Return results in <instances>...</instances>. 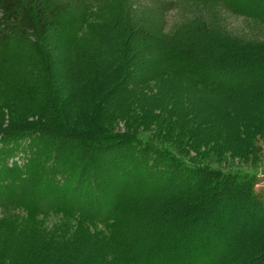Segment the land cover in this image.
Wrapping results in <instances>:
<instances>
[{
  "label": "trees",
  "instance_id": "1",
  "mask_svg": "<svg viewBox=\"0 0 264 264\" xmlns=\"http://www.w3.org/2000/svg\"><path fill=\"white\" fill-rule=\"evenodd\" d=\"M143 1L142 17L132 22L128 11L135 4L129 0H0V71L14 75L13 82L2 85L6 89H1L2 105L14 99L13 87L38 109L5 123L0 116V264L260 262L257 259L264 246L259 250L245 247L264 233V198L256 192L264 170L216 167L206 158V153L217 155L216 151L189 156L166 144L136 140L135 130H129L133 123L135 129L140 127L144 117L142 96L129 108L118 105L114 109L118 116L111 109L103 110L109 102H103L102 95L108 90L105 95L111 92V96V87L124 85L126 79L121 66L127 60H119V68L110 66V61L124 56L130 45L147 50L170 42L159 26L172 3ZM196 1L221 5L264 27V0ZM106 4L110 10H121L120 19L104 16ZM206 29L199 23L177 45L164 47L165 61L180 65L193 79L234 93L242 92L243 86L220 84L219 79L236 73L264 85V44L259 50L262 60L251 54H223L220 45L236 47L223 38L213 42ZM88 34H97L102 45L109 46L96 72L112 71L97 89L81 81L82 75L94 77L96 73L83 59H90L92 52L81 46ZM120 34L125 39L122 43L115 39ZM130 66L144 68L145 77H136V83L149 82L154 74L144 64L131 62ZM65 73L75 85L72 101L58 96L57 76ZM79 109L83 116L72 125V112ZM116 121L124 123L127 132H120ZM245 145L247 150L250 145ZM67 175L69 185H65ZM78 190L79 205L73 203ZM222 203L232 211L250 204L262 210L257 217L259 226L231 241L226 253L217 256L213 234L231 221L223 209L217 210ZM213 206L215 213L208 219ZM207 219L209 227L201 223Z\"/></svg>",
  "mask_w": 264,
  "mask_h": 264
},
{
  "label": "rangeland",
  "instance_id": "2",
  "mask_svg": "<svg viewBox=\"0 0 264 264\" xmlns=\"http://www.w3.org/2000/svg\"><path fill=\"white\" fill-rule=\"evenodd\" d=\"M129 1L133 5L135 4L134 8L137 9L133 10L134 8H132V10H129L128 16L132 18V22L140 20L142 12L146 7L145 1ZM166 1L172 3V5L163 14L162 24L159 28L165 40H169L170 42L160 49L149 48L147 50L143 46L141 49L140 47L137 48L130 45L129 49L124 52V56H117L110 61V66L119 68V60H122V58L127 60L121 66V70L126 72V74L124 72L126 79H123L124 85L111 87L114 90L111 96L109 95L111 92L105 95L108 90L102 95L103 102L106 104L108 102L110 103L104 106L103 108L106 109L103 110L111 109L113 115L118 116V113H114V109L118 108V105L119 108L120 106L129 108L133 101H136L139 96H142L144 117L139 121L140 127L135 129L136 126L133 123L132 128L129 130H135L133 131V135L136 137V140L151 145L160 144V146H164L166 144V146L175 147L180 152L187 153L189 156H195L194 154L197 153L205 154L206 152L212 153L216 151L217 155L206 153L208 155L206 158L211 161L213 166L263 171L264 85L258 84L257 81L253 82L252 79L239 77L236 73L227 75L226 77L224 76L219 81L220 84L227 83L231 87L235 84L238 86L242 85V92L237 91L234 93L228 91V89H222L206 82H200L197 79H193L191 75L186 74L187 71L183 70L180 65L166 62V49L164 47L177 45V42H181L185 37L190 35L189 31L193 30L195 25L203 23L206 25L208 33L211 34L213 42L216 40L222 41L223 38L231 42L232 46L236 47V49H232L219 44L221 53L229 55L235 52L236 55H243L244 57L250 56L251 54L259 60H262L263 57L261 54L263 52L259 50L260 46L263 47L264 44V27L249 19L236 16L221 5L215 3L202 2L200 0V2L196 0ZM102 11L105 12V17L111 14L113 17L117 16L120 19L121 10H117V8L110 10V7L106 4L102 8ZM195 21L196 24L193 25ZM122 36L123 34H120L115 39L122 43L125 40ZM159 39H163V37L159 36ZM81 41L83 49L89 52L92 51L90 59L86 57H83V59L90 62L89 66L95 73L97 71V64L100 61L102 64L104 63V59H106L105 54L109 46L102 45L103 42L97 34L85 35ZM140 43L142 45L144 44L142 42ZM216 43L218 45V42ZM99 47L100 49L97 50ZM248 48L253 50L252 53L248 52ZM119 49L118 47L117 52ZM128 60L136 66L144 64L143 67L147 71L150 69L154 73L149 79V82L143 79L140 83H136V77H145L142 74L144 68L133 69L130 66L131 62L129 63ZM108 71H112L111 68L101 71L102 74L97 75L96 72L94 77L92 75L88 77L87 74L82 75V77L80 76L81 81L82 83L88 82L87 87L97 89L99 84L106 82L110 77ZM90 77L92 79H89ZM99 77H101L102 82ZM111 78H115V76L113 75ZM57 79L59 82V98L64 101L65 98L69 97L68 99L72 101V91L75 85L69 83L70 79L66 73L59 74ZM7 81L13 82L14 75L6 71H0V116L4 123L7 120L9 122L12 119L18 120L17 117L26 115L32 109L38 110L34 102L19 96V93L13 87L10 89L13 92L14 99L8 105H2L4 99L1 95L3 92H1V89L6 90L2 85ZM62 81L65 82L62 83ZM109 82L111 83L113 80ZM76 84L78 85L79 83ZM140 84H142V87H137ZM87 87L86 90L89 89ZM104 95L106 98H104ZM102 97L101 100H103ZM66 102L67 99L65 100ZM79 103L80 101H78V105ZM67 105L65 104L66 109L69 108ZM136 105L138 106V104ZM74 108L77 110V106H74ZM72 113L75 114L72 125L78 124L75 121H80V116L82 117L83 114L80 113V109L77 113ZM35 117L36 115H33L30 119ZM69 120H72V117ZM67 122L69 123V121ZM116 125L120 132H127L124 128V123L116 121ZM44 132L46 133L48 131ZM165 136L169 137V140ZM59 141L57 138V142ZM194 141L202 142V145ZM205 141L207 143L210 142L206 147ZM42 143V141L41 143L38 142L39 149L43 146ZM246 143L250 145L247 150ZM58 145L63 146L62 143ZM209 148H212L211 151ZM245 154L247 155L245 156ZM210 155L212 158H210ZM37 160L40 161L41 158ZM68 178L69 175L65 178L67 180L65 185L70 184ZM256 192L264 198V175H260ZM73 203L77 205L82 203L80 190L76 192ZM41 204L44 205L45 203L41 202ZM219 208L223 209L224 217H229L228 219H231V221H228V224H223L224 228L217 227L216 229L219 232L213 234L215 240L212 243H214L213 248L216 249L217 256L226 253L231 241H236V239H240L239 237H245L253 229H256L260 221L257 217L261 214V211H259L261 208L258 210L255 204L245 205L243 208H235L232 211L229 205L222 203L217 204V210ZM214 213L215 206L211 207L210 213H207L206 217L210 219ZM208 219L201 223L209 227V223L206 222ZM210 229H215V226H212ZM252 239H256V237ZM259 246H264V233L263 237H258L254 243L248 244L245 249L259 250ZM260 249H262L260 251V257L257 259L260 262L255 264H264V247Z\"/></svg>",
  "mask_w": 264,
  "mask_h": 264
}]
</instances>
